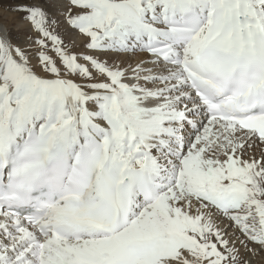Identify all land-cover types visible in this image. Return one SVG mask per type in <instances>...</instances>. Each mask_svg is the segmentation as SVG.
<instances>
[{
    "label": "snow or ice",
    "instance_id": "1",
    "mask_svg": "<svg viewBox=\"0 0 264 264\" xmlns=\"http://www.w3.org/2000/svg\"><path fill=\"white\" fill-rule=\"evenodd\" d=\"M0 264H264V0H0Z\"/></svg>",
    "mask_w": 264,
    "mask_h": 264
}]
</instances>
